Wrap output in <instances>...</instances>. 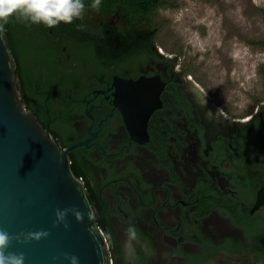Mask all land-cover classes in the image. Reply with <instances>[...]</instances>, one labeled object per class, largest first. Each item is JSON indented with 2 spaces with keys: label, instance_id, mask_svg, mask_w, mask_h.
I'll use <instances>...</instances> for the list:
<instances>
[{
  "label": "flooded vegetation",
  "instance_id": "flooded-vegetation-1",
  "mask_svg": "<svg viewBox=\"0 0 264 264\" xmlns=\"http://www.w3.org/2000/svg\"><path fill=\"white\" fill-rule=\"evenodd\" d=\"M85 8L5 32L26 108L85 186L110 263L264 264V101L234 113L149 16Z\"/></svg>",
  "mask_w": 264,
  "mask_h": 264
},
{
  "label": "water",
  "instance_id": "water-1",
  "mask_svg": "<svg viewBox=\"0 0 264 264\" xmlns=\"http://www.w3.org/2000/svg\"><path fill=\"white\" fill-rule=\"evenodd\" d=\"M19 84L7 34L0 33V229L49 233L39 242H13L10 251L22 253L26 264H70L65 253L79 264H111L93 201L67 155L27 110ZM58 208H75L82 219L69 214L68 229L54 227Z\"/></svg>",
  "mask_w": 264,
  "mask_h": 264
},
{
  "label": "rangeland",
  "instance_id": "rangeland-1",
  "mask_svg": "<svg viewBox=\"0 0 264 264\" xmlns=\"http://www.w3.org/2000/svg\"><path fill=\"white\" fill-rule=\"evenodd\" d=\"M148 16L160 46L223 105L244 115L264 101V0H157Z\"/></svg>",
  "mask_w": 264,
  "mask_h": 264
},
{
  "label": "clouds",
  "instance_id": "clouds-1",
  "mask_svg": "<svg viewBox=\"0 0 264 264\" xmlns=\"http://www.w3.org/2000/svg\"><path fill=\"white\" fill-rule=\"evenodd\" d=\"M102 0H92L91 8L97 12L100 10ZM84 0H0V33L5 32V26L13 21L26 26L44 25L49 29L58 27L60 24L71 25L76 21H82L85 15ZM80 29L84 24L78 25ZM73 215L77 221L82 219V214L75 208L57 209L54 227L63 225L69 228L67 217ZM47 231L20 233L13 236L4 229H0V264H26V257L20 253L10 251L13 242L31 243L47 239ZM126 246L131 247L138 239L137 230L134 226L126 229ZM64 259L70 264H79V257L65 253Z\"/></svg>",
  "mask_w": 264,
  "mask_h": 264
},
{
  "label": "trees",
  "instance_id": "trees-1",
  "mask_svg": "<svg viewBox=\"0 0 264 264\" xmlns=\"http://www.w3.org/2000/svg\"><path fill=\"white\" fill-rule=\"evenodd\" d=\"M91 3L92 0H84L85 7H90L89 10L92 9ZM156 5L157 0H102L100 10L104 9L103 11L108 13L118 12L133 22L148 16Z\"/></svg>",
  "mask_w": 264,
  "mask_h": 264
}]
</instances>
